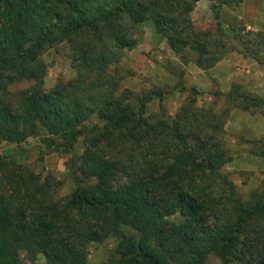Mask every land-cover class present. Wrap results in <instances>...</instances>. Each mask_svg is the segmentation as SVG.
Instances as JSON below:
<instances>
[{
  "label": "trees",
  "instance_id": "16d2710c",
  "mask_svg": "<svg viewBox=\"0 0 264 264\" xmlns=\"http://www.w3.org/2000/svg\"><path fill=\"white\" fill-rule=\"evenodd\" d=\"M197 1L0 0V141L20 145L44 130L46 147L70 154L74 185L60 196L59 180L0 155V264H36L38 255L86 264L87 246L107 239L102 264H264V180L243 200L221 172L224 115L191 99L173 116L148 114L158 91L120 87L123 51L142 23L202 71L232 42L261 62L264 31L219 14L242 0H207L213 31L194 26ZM59 44L74 75L45 91L41 56ZM237 89L225 96L234 107L262 110L264 99ZM79 138L81 153L71 154Z\"/></svg>",
  "mask_w": 264,
  "mask_h": 264
},
{
  "label": "rangeland",
  "instance_id": "374dc122",
  "mask_svg": "<svg viewBox=\"0 0 264 264\" xmlns=\"http://www.w3.org/2000/svg\"><path fill=\"white\" fill-rule=\"evenodd\" d=\"M251 3L252 0H247L244 14H241L240 9L223 13L222 21L231 23L236 18L247 30L263 31L258 29L264 28V6L260 7L258 14H251ZM200 23L206 24L194 26L199 30H209L205 19H201ZM246 23L255 24L256 27H249ZM141 33L144 36V43H148L150 39L147 26H141ZM135 38L136 40L138 38L137 26ZM232 43L230 45L234 50L228 52L222 59H226L227 56L233 59L223 69L203 71L204 73L197 72L198 68L192 63L193 58L188 52L184 53L188 61L183 63L177 55H174L177 61L168 62L170 56L165 53L162 46L135 55L130 54L129 50L123 51L119 63L120 87L127 88L133 93L158 91L160 98H153L146 105L148 114L157 113L161 108L166 114L173 116L188 99L192 100L194 107L222 113L224 115L222 138L229 160L222 166L221 172L235 185L238 196L245 200L250 191L260 188L264 180V107L262 110L244 111L234 107L235 103H230L225 96L231 85H236L238 94L244 93L264 99V50L259 52L261 62L257 63L239 54L240 45L237 42ZM160 54L167 62L159 61ZM67 55L66 45L59 44L48 49L41 56L46 65L43 79L45 91L53 87L56 82L73 77L74 73ZM156 64L162 66L169 74L160 72ZM190 88L195 89V94L189 91ZM45 137L46 133L41 129L38 136L28 138L20 145L0 141V155H11L17 163L26 165L41 178L51 175L59 180L61 185L58 195L63 196L74 186L67 169L70 164V154L46 147ZM81 150L82 144L79 138L71 154L79 155ZM113 246V239L89 244L86 264H102L110 255ZM19 258L22 262H27L24 252L19 253ZM36 264H45L41 255L36 257ZM206 264H218V262L215 257L210 256Z\"/></svg>",
  "mask_w": 264,
  "mask_h": 264
},
{
  "label": "crops",
  "instance_id": "0c3cea01",
  "mask_svg": "<svg viewBox=\"0 0 264 264\" xmlns=\"http://www.w3.org/2000/svg\"><path fill=\"white\" fill-rule=\"evenodd\" d=\"M246 2L247 0H242V2L236 7L234 8V10H242L241 14H244V10L246 7ZM252 13L251 14H258L259 13V9L261 6H264V0H252ZM231 13L234 12L232 11L231 8H226V7H222L220 9V17L223 15V13L227 14V13ZM210 14V10H209V2L207 0H198L195 4H194V8L190 13V18L193 22L194 25L196 24H201L200 21L201 19H205L208 23V29L213 31L215 28V21L213 20L212 16ZM241 17L244 18L243 15H241ZM146 24V25H145ZM206 24V23H202L201 25ZM249 27H256L255 24H250L246 23ZM147 26L148 29V35H149V39L150 41L148 43H144L143 40V34L141 33V26ZM252 28V29H253ZM137 29H138V38L136 40V44L134 46V48L130 49V54L135 55V54H139L140 52H147L148 50H154L156 47L162 46V48L164 49L165 53L168 54L169 60L168 62H171V60H176V57L174 56V54L167 48V46L165 45L164 41L161 39L154 33L152 26L149 23H142L137 25ZM258 30H263V29H258ZM148 44V45H147ZM230 56V55H229ZM165 57H163L161 54L158 55V59L159 61L161 60V62H167L164 61ZM232 57H226V59H222L219 62H217L212 68H210L209 70H207V72H210L211 70H220L223 69L227 63L232 60ZM195 66V65H194ZM156 68L160 71V72H165L167 73L164 68L162 66H160L159 64H156ZM162 72V73H163ZM197 72H203L197 69ZM204 73V72H203ZM169 74V73H167Z\"/></svg>",
  "mask_w": 264,
  "mask_h": 264
}]
</instances>
